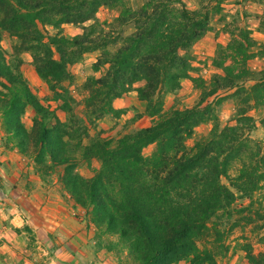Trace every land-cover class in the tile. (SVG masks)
<instances>
[{"label": "trees", "instance_id": "obj_1", "mask_svg": "<svg viewBox=\"0 0 264 264\" xmlns=\"http://www.w3.org/2000/svg\"><path fill=\"white\" fill-rule=\"evenodd\" d=\"M101 5L120 8L116 22L122 27L132 24L134 30L120 38L115 51H102L95 64L108 65V69L101 78L89 80L97 89L87 100L88 106L105 100L111 110L112 99L135 90L140 100L147 101L150 113V102L160 87L174 86L185 76L188 63L182 54L209 29L208 14L190 11L180 0H147L138 9L128 7L124 0H0L2 143L32 160L42 181L60 168L64 192L87 212L98 235L116 237L136 264H176L197 252V241L208 234L207 224L232 206L236 193L251 198L259 189L264 156L250 150L240 128L221 130L216 122L206 139L187 148L186 138L194 128L215 119L209 117L213 116L209 107L200 109L205 98L197 106L171 111L149 127L115 141L98 136L83 145L82 140L89 138L85 129L69 118L62 122L56 111L71 112V98L63 83L71 80L68 68L74 56L107 38L91 39L94 26L82 25L94 18ZM63 24L79 26L82 32L69 39L47 29L60 30ZM3 33L16 40L9 49L2 45ZM252 47L246 31L231 34L215 60L223 75H214L212 92L253 80L258 82L253 86L256 102L264 106V70L253 72L247 67ZM24 52L30 53L37 76L54 94V110L39 101L23 76ZM140 82L142 86L135 88ZM27 107L34 112L29 129L22 122ZM244 114H239V123L249 120ZM150 145L154 151L145 157L143 150ZM238 158L243 165L230 178L228 171ZM92 159L100 167L91 177L75 171L79 160ZM221 177L228 179L229 187L221 183ZM205 262L214 264L209 254L191 259L193 264Z\"/></svg>", "mask_w": 264, "mask_h": 264}, {"label": "rangeland", "instance_id": "obj_2", "mask_svg": "<svg viewBox=\"0 0 264 264\" xmlns=\"http://www.w3.org/2000/svg\"><path fill=\"white\" fill-rule=\"evenodd\" d=\"M146 1L124 0L125 4L132 9L140 8ZM180 1L190 11L207 13L209 29L203 38L194 43L188 53L182 54L187 57L188 63L185 76L180 78L174 86L164 84L160 87L150 102V113L146 112L147 101L140 100L135 90L112 99L109 103L111 110L107 107L105 100H95L92 106L87 105V100L94 95L97 89L89 80L101 78L108 69V65L97 67L95 64L102 51H115L120 46V38L134 30L132 24L122 27L116 22L120 8H108L101 5L94 18L82 25L83 27L94 26L91 39H98L100 36L107 38L88 46L74 56L68 68L71 80L63 83L71 98L68 101L71 112L67 115L57 110V116L62 122L68 118L71 123L78 122L75 124L82 130L85 129L89 137L82 140V144L85 145L89 140L98 136L115 141L125 134L149 127L161 116H166L171 111H181L197 106L200 100L205 98L200 109L209 107L213 113V116L209 117L213 119L215 116V119L203 122L194 128L192 135L186 138L187 148L192 147L197 141L206 139L216 122L221 130L225 127L240 128L241 137L249 141L250 150L258 152L259 157L264 156V106L259 101L256 102L253 92V86L258 82L245 80L239 83L238 88L216 89L212 92L214 75H223L222 70L216 66L215 60L218 58L219 48L229 43L231 34H239L243 30L248 33L253 41V47L248 52L247 67L253 72L264 70V0ZM173 6L180 8V4ZM47 29L52 34L59 32L69 39L82 32L79 26L73 24H63L60 30L51 26ZM15 41L7 33H3L2 45L5 49H9L16 43ZM21 58L24 61L22 73L30 89L44 106L54 110L57 106L54 94L37 76L31 64L30 53H21ZM141 86V82L134 84L135 88ZM210 93L213 94L210 95ZM240 113H245L242 117L249 119L246 124L237 121ZM33 116V110L27 107L22 122L28 129L32 124ZM1 134L3 145L2 141L5 138L2 131ZM153 151L154 145H150L143 150V155L149 157ZM28 161L39 183L47 188L48 195L61 196L65 204L83 223V231L90 234L87 247L82 249L77 256L76 260L79 264H136L127 255V251L121 248L116 237L108 234L98 235L95 226L88 219L87 212L76 206L69 195L64 192L59 181L60 168L53 172L50 171L42 181L33 170L32 160ZM77 163L75 171L85 178L91 177L94 170L100 167L96 159L79 160ZM242 165L243 159L234 160L228 171L229 177L235 178ZM220 180L222 184L229 187L228 179L221 177ZM230 189L237 192L234 188L230 187ZM236 195L238 198L232 206L227 211H220L207 224L208 234L197 241V252L189 259L176 264H193L191 259L195 258V255L204 257L205 254L211 255L214 264H264V177L259 189L253 193L251 198H243L239 192ZM256 213L261 216L258 217ZM109 243L111 246L107 248ZM38 262L33 260L32 255L0 254V264H38ZM205 264L209 263L205 262Z\"/></svg>", "mask_w": 264, "mask_h": 264}, {"label": "crops", "instance_id": "obj_3", "mask_svg": "<svg viewBox=\"0 0 264 264\" xmlns=\"http://www.w3.org/2000/svg\"><path fill=\"white\" fill-rule=\"evenodd\" d=\"M0 254L33 256L38 264H79L90 234L61 196H49L29 161L1 144Z\"/></svg>", "mask_w": 264, "mask_h": 264}]
</instances>
